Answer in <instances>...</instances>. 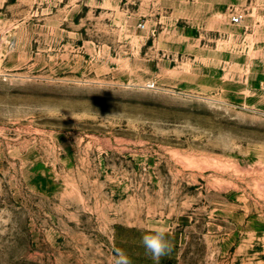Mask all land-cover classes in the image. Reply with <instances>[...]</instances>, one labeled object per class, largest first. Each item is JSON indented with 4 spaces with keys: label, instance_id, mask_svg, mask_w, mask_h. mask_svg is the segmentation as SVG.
Here are the masks:
<instances>
[{
    "label": "rangeland",
    "instance_id": "obj_1",
    "mask_svg": "<svg viewBox=\"0 0 264 264\" xmlns=\"http://www.w3.org/2000/svg\"><path fill=\"white\" fill-rule=\"evenodd\" d=\"M157 225L264 264V0H0V264H155Z\"/></svg>",
    "mask_w": 264,
    "mask_h": 264
},
{
    "label": "clouds",
    "instance_id": "obj_2",
    "mask_svg": "<svg viewBox=\"0 0 264 264\" xmlns=\"http://www.w3.org/2000/svg\"><path fill=\"white\" fill-rule=\"evenodd\" d=\"M171 232L167 225H157L142 235L140 243L145 249V254L160 264L163 257L171 255L174 244L170 238ZM111 264H132L129 254L122 248H114Z\"/></svg>",
    "mask_w": 264,
    "mask_h": 264
},
{
    "label": "crops",
    "instance_id": "obj_3",
    "mask_svg": "<svg viewBox=\"0 0 264 264\" xmlns=\"http://www.w3.org/2000/svg\"><path fill=\"white\" fill-rule=\"evenodd\" d=\"M132 251H145V250L142 249L141 247H138L136 250L134 249ZM139 256L140 255H138V258H136V259L132 258V260L135 261L134 263H136V264H142L143 263V261L141 260V258ZM155 264H156V262H155ZM160 264H162V262H160Z\"/></svg>",
    "mask_w": 264,
    "mask_h": 264
},
{
    "label": "built area",
    "instance_id": "obj_4",
    "mask_svg": "<svg viewBox=\"0 0 264 264\" xmlns=\"http://www.w3.org/2000/svg\"><path fill=\"white\" fill-rule=\"evenodd\" d=\"M239 19H240L239 15H233V16H232V21H233V22H238Z\"/></svg>",
    "mask_w": 264,
    "mask_h": 264
}]
</instances>
